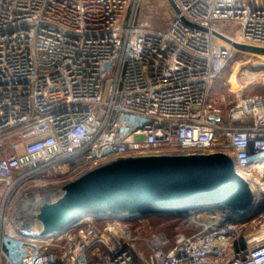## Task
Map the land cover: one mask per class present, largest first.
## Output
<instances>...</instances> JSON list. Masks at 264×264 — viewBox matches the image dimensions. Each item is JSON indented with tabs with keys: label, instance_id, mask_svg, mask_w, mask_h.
Returning <instances> with one entry per match:
<instances>
[{
	"label": "built area",
	"instance_id": "obj_1",
	"mask_svg": "<svg viewBox=\"0 0 264 264\" xmlns=\"http://www.w3.org/2000/svg\"><path fill=\"white\" fill-rule=\"evenodd\" d=\"M174 1L158 30L138 20L140 0H0V264H264V213L197 214L172 236L90 217L32 237L15 223L22 200L49 187L51 202L119 157L218 152L264 183V86L240 83L226 114L212 96L234 54L214 31L264 47V0Z\"/></svg>",
	"mask_w": 264,
	"mask_h": 264
},
{
	"label": "water",
	"instance_id": "obj_2",
	"mask_svg": "<svg viewBox=\"0 0 264 264\" xmlns=\"http://www.w3.org/2000/svg\"><path fill=\"white\" fill-rule=\"evenodd\" d=\"M168 2L179 12L174 0ZM214 33L236 50L264 56V47ZM202 213L224 216L223 224L250 222L264 213V191L255 190L237 173L234 159L223 153L119 157L67 183L61 195L40 209L37 232L57 235L90 217L137 222Z\"/></svg>",
	"mask_w": 264,
	"mask_h": 264
},
{
	"label": "rangeland",
	"instance_id": "obj_3",
	"mask_svg": "<svg viewBox=\"0 0 264 264\" xmlns=\"http://www.w3.org/2000/svg\"><path fill=\"white\" fill-rule=\"evenodd\" d=\"M173 11L168 0H140L137 18L155 29L165 30L169 26ZM218 28L228 35L237 32V24L232 21H220ZM263 79L264 56L234 49V54L214 82L212 96L218 100L223 114H226L240 83L246 85L245 89L251 87V91H260L264 86ZM222 98L226 100L223 101ZM11 213L13 214V210H10ZM180 222L176 218L152 217L131 223L134 228L139 227L142 231H148L151 227L154 231L171 234ZM191 231L192 229H188V232ZM139 247L149 255L144 242H139Z\"/></svg>",
	"mask_w": 264,
	"mask_h": 264
},
{
	"label": "bare ground",
	"instance_id": "obj_4",
	"mask_svg": "<svg viewBox=\"0 0 264 264\" xmlns=\"http://www.w3.org/2000/svg\"><path fill=\"white\" fill-rule=\"evenodd\" d=\"M253 188L255 190L264 191L263 182H254ZM55 196V191L52 188L46 187V191L41 193H36L30 199L22 200L16 209L14 210V220L16 225H18L22 231L28 230L31 232L32 237L41 236L37 232L38 221L37 215L40 209L44 207L53 197ZM224 216L219 215L218 220H223ZM197 223H207V221L202 222V219H197L194 221Z\"/></svg>",
	"mask_w": 264,
	"mask_h": 264
},
{
	"label": "trees",
	"instance_id": "obj_5",
	"mask_svg": "<svg viewBox=\"0 0 264 264\" xmlns=\"http://www.w3.org/2000/svg\"><path fill=\"white\" fill-rule=\"evenodd\" d=\"M262 91H263V89L260 90V91H251V87H250V88H248V89L245 90V93H246V95H252V94H255V93H261ZM2 192H3V188L0 187V199H1V194H2ZM176 219H178L179 221L182 220V218H176ZM178 225H180V223H179ZM188 229H189V228H182V230H183L184 232H186V233H188ZM174 231H175V230H174ZM174 231H173V233H171V234H169V233H167V234L170 235V236H172V235L174 234Z\"/></svg>",
	"mask_w": 264,
	"mask_h": 264
}]
</instances>
